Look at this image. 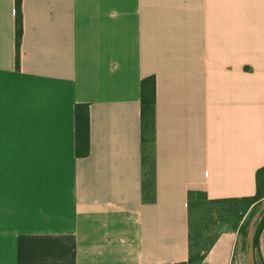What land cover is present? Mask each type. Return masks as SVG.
<instances>
[{"label":"crops","instance_id":"0c3cea01","mask_svg":"<svg viewBox=\"0 0 264 264\" xmlns=\"http://www.w3.org/2000/svg\"><path fill=\"white\" fill-rule=\"evenodd\" d=\"M21 14L18 64L17 1L0 0V264L187 262L191 193H257L264 0H21ZM241 250L240 227L225 230L200 264Z\"/></svg>","mask_w":264,"mask_h":264},{"label":"trees","instance_id":"16d2710c","mask_svg":"<svg viewBox=\"0 0 264 264\" xmlns=\"http://www.w3.org/2000/svg\"><path fill=\"white\" fill-rule=\"evenodd\" d=\"M17 1V50H18V64L20 59V46L23 34L22 28V14H21V0ZM154 78L146 79L142 82V118H143V198L145 201H150L154 193V179L155 166L152 159L150 136H147L148 129L152 125L154 117ZM150 85L151 93H150ZM81 141L88 147L89 129L88 119L81 120L77 117V153L80 154L78 147ZM88 152V149H87ZM257 193L253 197L232 198V199H217L210 200L201 192L191 193L189 197V259L187 262L178 264H200L204 261L211 247L215 243L217 235L212 241L204 245V243L197 242L193 236V225L191 221V207L196 195L202 197L204 203L210 208L209 214H215L220 220L221 225L227 226L226 230L235 231L240 227L242 238L244 241L242 249H246V234L250 219L259 208L260 201L264 198V168H262L257 175ZM264 229V215L260 219L256 228L255 235V252L259 250L260 233Z\"/></svg>","mask_w":264,"mask_h":264},{"label":"rangeland","instance_id":"374dc122","mask_svg":"<svg viewBox=\"0 0 264 264\" xmlns=\"http://www.w3.org/2000/svg\"><path fill=\"white\" fill-rule=\"evenodd\" d=\"M209 207L204 203L202 197L196 195L191 207V221L193 225V236L197 242L208 244L217 235L227 229V226L221 225L220 220L215 214H209ZM244 237L242 238V244ZM233 264H248L247 251L241 250L239 258L233 261Z\"/></svg>","mask_w":264,"mask_h":264},{"label":"water","instance_id":"95a60500","mask_svg":"<svg viewBox=\"0 0 264 264\" xmlns=\"http://www.w3.org/2000/svg\"><path fill=\"white\" fill-rule=\"evenodd\" d=\"M264 215V199L260 201L259 208L250 219L246 234V251L248 264H256L255 259V235L257 224Z\"/></svg>","mask_w":264,"mask_h":264}]
</instances>
